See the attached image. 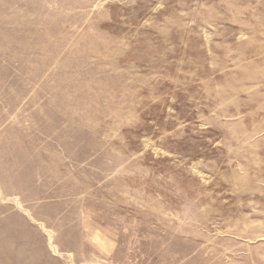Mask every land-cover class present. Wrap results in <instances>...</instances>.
I'll return each mask as SVG.
<instances>
[{"label": "rangeland", "instance_id": "1", "mask_svg": "<svg viewBox=\"0 0 264 264\" xmlns=\"http://www.w3.org/2000/svg\"><path fill=\"white\" fill-rule=\"evenodd\" d=\"M0 264H264V0H0Z\"/></svg>", "mask_w": 264, "mask_h": 264}]
</instances>
